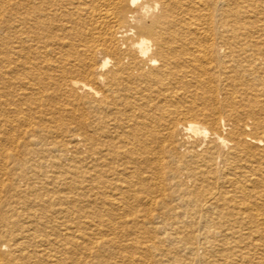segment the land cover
<instances>
[{"label":"bare ground","instance_id":"6f19581e","mask_svg":"<svg viewBox=\"0 0 264 264\" xmlns=\"http://www.w3.org/2000/svg\"><path fill=\"white\" fill-rule=\"evenodd\" d=\"M0 264H264V0H0Z\"/></svg>","mask_w":264,"mask_h":264}]
</instances>
